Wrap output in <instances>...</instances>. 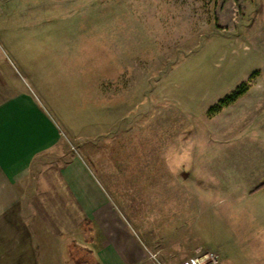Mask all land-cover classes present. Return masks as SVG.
I'll return each mask as SVG.
<instances>
[{"label":"rangeland","instance_id":"obj_1","mask_svg":"<svg viewBox=\"0 0 264 264\" xmlns=\"http://www.w3.org/2000/svg\"><path fill=\"white\" fill-rule=\"evenodd\" d=\"M0 76L53 127L20 189L38 264H100L89 177L126 254L264 259V0H0Z\"/></svg>","mask_w":264,"mask_h":264},{"label":"crops","instance_id":"obj_2","mask_svg":"<svg viewBox=\"0 0 264 264\" xmlns=\"http://www.w3.org/2000/svg\"><path fill=\"white\" fill-rule=\"evenodd\" d=\"M52 133L51 120L42 108L37 107L36 99L28 92L5 88L4 79L0 76V264H38L20 189L29 178L36 160L51 150ZM73 165L78 166L77 159L73 160ZM88 181L91 196L87 200V208L90 204L92 207L86 220L90 224L93 222L94 227L102 232L97 246L98 262L148 263L145 252L142 255L126 254L125 249L120 245L117 248L97 222L94 223L96 214L103 212L102 224L110 225V215L105 212L109 202L95 181L90 177ZM244 258L240 260L242 264L264 263L260 257L254 260Z\"/></svg>","mask_w":264,"mask_h":264},{"label":"trees","instance_id":"obj_3","mask_svg":"<svg viewBox=\"0 0 264 264\" xmlns=\"http://www.w3.org/2000/svg\"><path fill=\"white\" fill-rule=\"evenodd\" d=\"M248 89H249L248 85H243L232 96H229L224 101H221L220 106H218V108L225 107V106L235 102L239 97L244 95L247 92ZM83 224L87 225V224H90V222H89V220H85Z\"/></svg>","mask_w":264,"mask_h":264},{"label":"built area","instance_id":"obj_4","mask_svg":"<svg viewBox=\"0 0 264 264\" xmlns=\"http://www.w3.org/2000/svg\"><path fill=\"white\" fill-rule=\"evenodd\" d=\"M147 255H148V261H150L152 264H166L164 262H162V260H160L158 258V254L155 252H151L149 249H145ZM195 264H216L214 261H210L209 262H205L203 261V259H196L195 260Z\"/></svg>","mask_w":264,"mask_h":264}]
</instances>
